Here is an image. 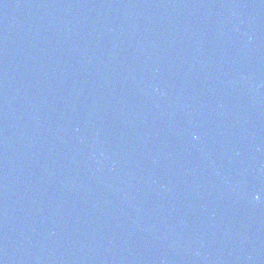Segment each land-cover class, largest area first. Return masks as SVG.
Returning <instances> with one entry per match:
<instances>
[{
	"label": "water",
	"instance_id": "1",
	"mask_svg": "<svg viewBox=\"0 0 264 264\" xmlns=\"http://www.w3.org/2000/svg\"><path fill=\"white\" fill-rule=\"evenodd\" d=\"M0 264H264V0H0Z\"/></svg>",
	"mask_w": 264,
	"mask_h": 264
}]
</instances>
